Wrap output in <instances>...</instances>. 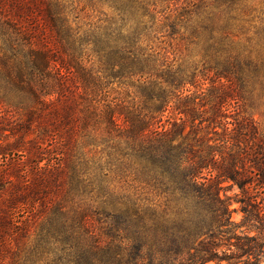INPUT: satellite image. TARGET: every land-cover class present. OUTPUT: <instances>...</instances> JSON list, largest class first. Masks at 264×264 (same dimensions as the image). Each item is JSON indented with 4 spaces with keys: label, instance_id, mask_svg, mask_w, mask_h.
Segmentation results:
<instances>
[{
    "label": "trees",
    "instance_id": "obj_1",
    "mask_svg": "<svg viewBox=\"0 0 264 264\" xmlns=\"http://www.w3.org/2000/svg\"><path fill=\"white\" fill-rule=\"evenodd\" d=\"M254 105L264 0H0V264H262Z\"/></svg>",
    "mask_w": 264,
    "mask_h": 264
},
{
    "label": "rangeland",
    "instance_id": "obj_2",
    "mask_svg": "<svg viewBox=\"0 0 264 264\" xmlns=\"http://www.w3.org/2000/svg\"><path fill=\"white\" fill-rule=\"evenodd\" d=\"M169 6H172V5L170 4ZM200 59H201V47L194 46L189 60L192 62H195V61H199ZM250 110L253 116L255 117V119L258 120L259 123L264 127V108L258 105H254ZM235 192L236 190L232 189L228 191V194L234 195ZM235 216L237 219L240 218V214H236ZM262 264H264V262Z\"/></svg>",
    "mask_w": 264,
    "mask_h": 264
}]
</instances>
